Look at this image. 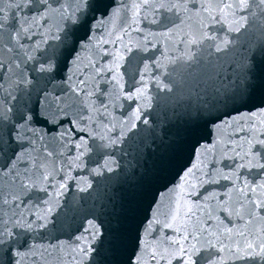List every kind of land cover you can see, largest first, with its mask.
I'll return each instance as SVG.
<instances>
[{"label": "water", "instance_id": "obj_1", "mask_svg": "<svg viewBox=\"0 0 264 264\" xmlns=\"http://www.w3.org/2000/svg\"><path fill=\"white\" fill-rule=\"evenodd\" d=\"M49 4L0 0L27 29L0 69V264H130L94 0Z\"/></svg>", "mask_w": 264, "mask_h": 264}, {"label": "snow or ice", "instance_id": "obj_2", "mask_svg": "<svg viewBox=\"0 0 264 264\" xmlns=\"http://www.w3.org/2000/svg\"><path fill=\"white\" fill-rule=\"evenodd\" d=\"M84 2V0H82ZM261 4H264V0H260ZM24 6H33L35 10L39 13L40 16H47L51 9V5L49 4V0H23ZM17 8H20L21 5H16ZM163 7V5H161ZM238 7L244 9L247 7V0H238ZM211 4L205 6L204 10L209 13L210 19H215L212 16V12L210 11ZM232 3H222L220 6V15L221 18L224 17L225 9H232ZM3 10L0 9V13ZM33 20H36L37 17L33 16ZM8 20L7 16L0 15V69L4 71H12L13 65L16 68H19V63L13 58L14 57V49L23 48L24 45L20 43V35L21 32H27L26 28H23L21 24V28L18 31L12 32L9 28L6 27V21ZM17 23H21L19 18H17ZM7 34V41L5 40V35ZM162 35H167V33H163ZM202 38L207 39H215L214 37L207 36L205 33ZM200 41L197 38H190V44H197ZM219 50V48L217 49ZM27 55V54H26ZM191 58V57H189ZM34 59L33 55H27V60ZM52 65H48L45 67L44 65L39 66L40 71H50ZM147 68V66H146ZM160 86L166 87V85L161 84ZM145 93L143 90H137L129 94V99L136 98L139 99L141 96H144ZM264 111V110H262ZM139 114V110L137 111V115ZM25 120L30 119V117H24ZM147 121H145L146 123ZM68 135H71V130H68ZM83 139V138H81ZM78 147H84V144L78 145ZM86 150V149H85ZM261 153H264V140H256L255 142H249V148L245 155L249 157V161L247 165H242L243 167H256L260 169H264V163H260ZM12 167H15L14 161L9 162ZM8 168V165H5ZM11 170V169H9ZM226 179H232L234 181H241V185L236 188V190L242 194L244 200L247 204L253 205L254 208L250 210L251 214H255L257 210L261 213L259 219L264 221V182L253 184L251 181H248L247 178L243 180L239 175L233 174V176H226ZM223 211L231 216L233 214L240 216L241 209L244 208V204L240 205V208L230 210L227 205V201L223 205H221ZM191 209H189V212ZM187 215V213H186ZM30 227V225H29ZM167 227H172V225H167ZM180 229H177L179 231ZM231 231V230H229ZM242 234V233H241ZM12 233L9 232L8 236L11 237ZM187 239V237H185ZM5 241L3 239V235L0 234V244H3ZM176 244L179 245L178 249L174 251H169V249L165 248L163 251H157L153 249L151 254V259L156 261L159 264L160 260L167 261V264H172L173 259H178L180 264H198L197 256L200 255V250L196 247V245L185 246L182 242L176 241ZM147 247V245L145 246ZM224 249L221 248L220 251ZM231 255L228 257L233 261H241L245 262V264H264V242L259 244L253 242H247L243 247L236 245L235 249H229ZM87 255V253H85ZM139 259V257L137 258ZM199 264H216V261L211 260L210 258L200 257Z\"/></svg>", "mask_w": 264, "mask_h": 264}]
</instances>
